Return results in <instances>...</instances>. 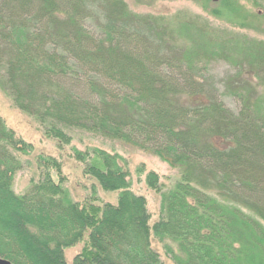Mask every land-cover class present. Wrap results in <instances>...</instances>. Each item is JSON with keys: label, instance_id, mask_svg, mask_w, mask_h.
Wrapping results in <instances>:
<instances>
[{"label": "trees", "instance_id": "1", "mask_svg": "<svg viewBox=\"0 0 264 264\" xmlns=\"http://www.w3.org/2000/svg\"><path fill=\"white\" fill-rule=\"evenodd\" d=\"M122 5L119 19L105 24L97 17L90 31L86 0H0V54L15 56L12 78L29 94L45 85L57 89L62 123L149 152L177 168L179 178L165 187L154 170L145 174L159 199L152 220L120 154L72 147L83 176L92 180L90 196L73 199L63 186L61 162L46 155L37 156L39 177L17 194L12 181L21 165L1 143L22 153L33 147L0 117V258L13 264H160L154 238L175 244L165 247L175 264H264V116H233L217 96L197 102L193 95L205 81L197 61L166 44L168 31L150 30ZM53 12L68 17L72 33L57 32L64 21H53ZM54 38L72 55L47 50ZM209 46L214 56L230 52L223 44ZM259 63L264 75V57ZM244 82L237 76L234 91L247 89ZM42 106L35 95L25 107L37 115ZM45 133L64 144L71 139L57 128ZM214 136L229 145L217 147ZM96 184L116 192V201L96 197ZM76 244L81 247L68 263L64 251Z\"/></svg>", "mask_w": 264, "mask_h": 264}, {"label": "rangeland", "instance_id": "2", "mask_svg": "<svg viewBox=\"0 0 264 264\" xmlns=\"http://www.w3.org/2000/svg\"><path fill=\"white\" fill-rule=\"evenodd\" d=\"M121 1L131 15L137 16L135 19H139L143 26L149 27L150 30L153 27L160 31H168L164 36L166 44L170 43L173 45L170 47H175L181 54L182 49L187 51L197 61L205 79L203 82L200 81L204 86L202 91L197 90L193 95L198 99L197 102L208 104V97L217 96L224 108L233 116L240 112L264 116L262 103L264 75L259 63L264 57V0H86L89 4L87 7L92 13L84 19L85 28L94 31L98 24L97 17L105 24L108 21L115 22L111 17L120 18L121 9L117 5L123 7ZM51 14L53 21H64L57 32L72 33V26L65 25L68 17L64 13ZM27 16L26 20L31 17L30 14ZM7 20L6 18L5 21ZM184 25L187 27H182ZM24 29L25 24L21 27L22 33L16 34L19 40L23 39L26 31ZM53 40L45 48L49 51H64L63 40L60 38ZM213 43L223 44L229 49L230 52L225 53L226 58L212 55L209 45ZM63 54L72 55L68 51H64ZM34 59L37 60V57ZM15 66L16 58L11 55V51L0 54V117L6 127L14 131L17 138L31 144L33 148L28 153H22L16 151L8 141L1 143L6 154H11L21 165L13 177V191L17 194L27 191L31 180H36L41 174L37 167L39 160L37 156L46 155L61 162L62 174L65 176L63 186L73 199L90 196L92 180L83 176L81 163L72 156L71 148L84 151L87 148L98 147L117 152L125 159L133 189L146 196L148 210L152 220H155L158 215L159 199L158 195L147 188L145 174L154 170L159 174L164 186L170 187L179 178V170L170 167L155 155L122 141L65 125L56 116L62 101L57 89L45 85L37 88L35 93L29 94L19 79L12 78ZM237 76L238 79L245 81L244 87L249 85L247 89L234 91ZM35 95L38 96V100L40 97L43 105L37 107L35 112L37 115L31 114L29 107H25ZM48 128L61 129L71 138L70 142L60 143L57 138L45 133ZM211 141L219 148L229 145L228 141L218 136H214ZM138 169L142 171L138 173ZM51 174L57 181L53 168ZM95 195L101 201L112 203L116 201L117 196L116 192L103 191L97 184ZM151 244L160 255V264H175L165 248L168 244L176 249L174 243L152 238ZM80 247V244H76L65 249L68 263Z\"/></svg>", "mask_w": 264, "mask_h": 264}, {"label": "water", "instance_id": "3", "mask_svg": "<svg viewBox=\"0 0 264 264\" xmlns=\"http://www.w3.org/2000/svg\"><path fill=\"white\" fill-rule=\"evenodd\" d=\"M0 264H13V263H11L9 260L0 258Z\"/></svg>", "mask_w": 264, "mask_h": 264}]
</instances>
